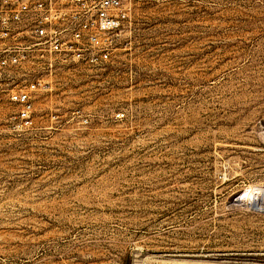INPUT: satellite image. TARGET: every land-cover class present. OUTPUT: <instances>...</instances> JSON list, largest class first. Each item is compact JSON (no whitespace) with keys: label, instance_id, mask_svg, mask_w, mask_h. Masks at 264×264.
I'll return each mask as SVG.
<instances>
[{"label":"rangeland","instance_id":"1","mask_svg":"<svg viewBox=\"0 0 264 264\" xmlns=\"http://www.w3.org/2000/svg\"><path fill=\"white\" fill-rule=\"evenodd\" d=\"M130 7L29 124L0 101V264H264V0Z\"/></svg>","mask_w":264,"mask_h":264},{"label":"built area","instance_id":"2","mask_svg":"<svg viewBox=\"0 0 264 264\" xmlns=\"http://www.w3.org/2000/svg\"><path fill=\"white\" fill-rule=\"evenodd\" d=\"M131 0H0V101L30 123L31 98L59 69L97 68L126 42Z\"/></svg>","mask_w":264,"mask_h":264},{"label":"bare ground","instance_id":"3","mask_svg":"<svg viewBox=\"0 0 264 264\" xmlns=\"http://www.w3.org/2000/svg\"><path fill=\"white\" fill-rule=\"evenodd\" d=\"M245 192V191H244ZM263 190L256 187H250L242 198L252 201L253 203H259L262 199Z\"/></svg>","mask_w":264,"mask_h":264}]
</instances>
